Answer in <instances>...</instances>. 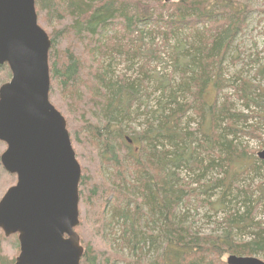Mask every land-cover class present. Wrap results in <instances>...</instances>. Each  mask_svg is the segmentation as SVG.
<instances>
[{"label":"trees","instance_id":"trees-1","mask_svg":"<svg viewBox=\"0 0 264 264\" xmlns=\"http://www.w3.org/2000/svg\"><path fill=\"white\" fill-rule=\"evenodd\" d=\"M35 9L50 40L49 101L66 120L81 167L79 223L74 229L83 247L79 264H221L224 253L264 255V227L254 221L264 200V176L253 187V178L246 184L234 182L237 170L245 166L236 148L240 130L235 125L240 117L261 115L264 120V92L246 79L239 78L238 85L228 82L248 111L243 114L231 110L221 86L225 57L255 11L248 2L35 0ZM257 11L264 18V8ZM146 24L155 30L147 32ZM184 30L189 44L178 40ZM151 33L163 36V43L176 42L172 67L179 80L172 83L168 76L166 83L163 77L153 91L147 72L151 58L146 55L155 48L144 42ZM10 77L8 66L1 64L0 86ZM154 91L153 107L141 114ZM210 91L214 99L209 103L204 97ZM217 96L222 97L220 104ZM189 112L200 119L195 129L189 128L194 122ZM140 115L146 120L136 130L131 124ZM259 129L256 125L250 130ZM5 148L0 141V156ZM196 150L201 159L192 157ZM253 158L247 174L263 170L264 162ZM192 167L198 169L195 176L209 177V184H200V178L194 182L200 188L191 189L180 182V169ZM212 175L218 178L212 180ZM15 182V175L0 163V198ZM219 186L225 187L217 201L225 210L218 222L223 228L220 234H201L186 224L182 212L196 189L205 193ZM228 190L231 199L226 201ZM4 248L18 251L17 236L5 238L0 232V264H14Z\"/></svg>","mask_w":264,"mask_h":264},{"label":"water","instance_id":"water-1","mask_svg":"<svg viewBox=\"0 0 264 264\" xmlns=\"http://www.w3.org/2000/svg\"><path fill=\"white\" fill-rule=\"evenodd\" d=\"M50 40L37 22L35 0H0V65L11 78L0 86V156L16 183L0 199V229L17 234L14 264H79L80 165L63 115L49 101ZM264 161V148L257 152ZM227 264H264L229 255Z\"/></svg>","mask_w":264,"mask_h":264},{"label":"rangeland","instance_id":"rangeland-1","mask_svg":"<svg viewBox=\"0 0 264 264\" xmlns=\"http://www.w3.org/2000/svg\"><path fill=\"white\" fill-rule=\"evenodd\" d=\"M172 2L173 0H167ZM240 1H247L248 4L252 9L255 11L251 12L247 19H246V27L245 29L237 36L235 40L234 48L230 50V52L226 55V60L223 64V72L224 75L221 77L222 83V93L225 94L230 98L229 104H232L231 110L234 112H241L243 114H248V111L244 108L242 101L237 100L238 98L234 95V90L229 87V83L238 85L239 78L246 79L250 84L258 87L260 91L264 92V18L263 14L257 11V9L264 8V0H240ZM36 11V9H35ZM37 15V14H36ZM145 30L149 32L151 29L155 30L153 25L146 24ZM200 28V27H199ZM183 34H178V40L184 41L185 34L188 33L187 30L182 31ZM176 38V37H175ZM174 40V39H173ZM186 42L189 44L188 39ZM177 41V40H176ZM144 42L149 45L151 48H155L149 53L147 56H150L151 60L149 61V65L147 67V72L151 75L150 80L148 81L149 91H153L154 86L158 83V80H163V77L166 79L170 77V81L172 83H177L179 80L177 79V75H174V70L172 67L174 52H176V42L175 41H168L167 43H163V36L160 34H155V36L151 33L150 35H146ZM153 45V46H152ZM175 46V47H174ZM159 51H158V49ZM152 54V55H151ZM156 55V56H154ZM158 56V57H157ZM122 66L120 65L117 69V72H120ZM136 71V70H135ZM166 72V73H165ZM170 72V74H169ZM135 73V72H134ZM229 82V83H228ZM234 82V83H233ZM224 84V85H223ZM173 85V84H172ZM158 93L154 91L151 95L150 102L148 105L142 107L143 114L146 110H150L153 107L152 101L154 100V96ZM162 94V93H161ZM214 99V93L208 92L204 100L207 102H212ZM216 101L218 104L222 102V97L217 96ZM56 104H60L59 101H55ZM251 109H254L251 106ZM61 111L68 117L67 111L65 109H61ZM261 116V115H260ZM260 116H253L249 117L246 120L242 117L238 118V123L235 125L237 129L240 131L235 135L240 141L237 143V150H239L240 154L244 156V167H240L237 172H239L238 177L234 180L235 184L238 180L240 183L245 182L249 183V180L253 178L252 187L262 181V176H264V164L263 170H259L258 174L252 170V173L247 174V172L251 171L248 168V165L255 162L253 156H256V153L264 148V120L260 119ZM188 117H191L194 122H190V128H197V123L200 121L194 114L191 112L188 113ZM70 118V115H69ZM144 115H140L139 119H136L132 124L131 127L135 128L136 130L143 128ZM256 125H259L260 129L255 133L251 131V128H254ZM254 133V135H253ZM130 136V135H127ZM230 138V137H229ZM5 144V143H4ZM75 149L78 150L79 154H82L84 157V152L79 149V146ZM197 155V150L194 152L192 157L198 159L200 155ZM201 159V157L199 158ZM203 162L206 163V158L203 156ZM231 169H236L235 166H232ZM198 169L192 167L190 170L181 168L180 172L178 173V178L180 182L189 183L188 188L194 189L196 187L200 188L199 184L194 183L196 180H199L201 177L195 176L194 172ZM262 172V173H261ZM188 174L191 176L190 179L187 178ZM214 174V173H213ZM81 176V175H80ZM16 177V176H15ZM218 178L216 175H212V180ZM200 184H209L210 178H201ZM232 181L230 188L232 189L234 186ZM16 183V182H15ZM14 183V184H15ZM228 180L225 181V187L227 186ZM13 184V185H14ZM242 185V184H241ZM244 185V184H243ZM223 187V188H225ZM219 186V188L211 189L209 192H201L196 189V196L190 200V204H188V210H184L182 213L186 215L188 218L186 221L187 223H191L195 230H198L201 234L208 235V234H220L221 229L223 228L220 222H222L225 210L220 209L218 206V198L223 193L221 190L223 189ZM229 188V189H230ZM231 191V190H230ZM230 191H226L227 194ZM255 194V193H253ZM258 194V193H257ZM256 194V195H257ZM111 197H109L110 199ZM231 199V195H227L226 201ZM203 203H202V202ZM211 203L209 205L208 203ZM227 207H229L227 205ZM254 221L256 223L260 222L261 225L264 227V200H262L261 205L258 206L256 211L254 212ZM219 222V223H218ZM0 232L3 235L2 230ZM16 235L17 234H12ZM4 236V235H3ZM11 236V235H10ZM5 237V236H4ZM9 237V236H8ZM7 238V237H5ZM236 240H242L238 234H235ZM14 240L13 238L11 239ZM118 247L113 244L112 249L119 252L117 249ZM5 253L7 256L11 258H16L19 254L16 250H11L10 248H4ZM124 255L127 252L123 249L120 250ZM231 254H222L220 256L221 264H227L226 259ZM254 257L264 261V255H255ZM121 264V263H115Z\"/></svg>","mask_w":264,"mask_h":264},{"label":"bare ground","instance_id":"bare-ground-1","mask_svg":"<svg viewBox=\"0 0 264 264\" xmlns=\"http://www.w3.org/2000/svg\"><path fill=\"white\" fill-rule=\"evenodd\" d=\"M218 12V11H217ZM223 12V11H222ZM199 13V12H198ZM192 15V14H191ZM202 18V17H201ZM206 18V17H205ZM204 20V19H203ZM216 21V20H215ZM161 22V21H160ZM195 22V21H194ZM197 22V21H196ZM225 23V22H224ZM157 26V25H156ZM230 27V26H229ZM235 27V26H234ZM219 31V30H218ZM152 32V31H151ZM241 32V31H240ZM212 33V32H211ZM226 42V41H225ZM179 43V42H178ZM178 46V45H177ZM175 47V46H174ZM179 49V48H178ZM180 50V49H179ZM135 51V50H134ZM140 55V54H139ZM144 55V54H143ZM152 55V54H151ZM147 56V55H146ZM130 66V65H129ZM124 68H125V66H124ZM166 73V72H165ZM147 74V73H146ZM169 74H170V72H169ZM146 77V76H145ZM166 80V79H165ZM221 81V80H220ZM245 81V80H244ZM171 84V83H170ZM224 85V84H223ZM247 85V84H246ZM219 87H220V85H219ZM218 87V88H219ZM250 87V86H249ZM256 87V86H255ZM254 89V88H253ZM254 96V95H253ZM138 100V99H137ZM257 100V99H256ZM130 102V101H129ZM223 102V101H222ZM137 105V104H136ZM227 105V104H226ZM225 105V106H226ZM232 105V104H231ZM135 107V106H134ZM213 107V106H212ZM227 107V106H226ZM202 120V119H201ZM178 122V121H177ZM190 128V127H189ZM182 153V152H181ZM258 170V169H257ZM256 172V171H255ZM262 173V172H261ZM263 188V187H262ZM261 195V194H260ZM120 199V198H119ZM258 204V203H257Z\"/></svg>","mask_w":264,"mask_h":264},{"label":"flooded vegetation","instance_id":"flooded-vegetation-1","mask_svg":"<svg viewBox=\"0 0 264 264\" xmlns=\"http://www.w3.org/2000/svg\"><path fill=\"white\" fill-rule=\"evenodd\" d=\"M19 244V243H18Z\"/></svg>","mask_w":264,"mask_h":264}]
</instances>
